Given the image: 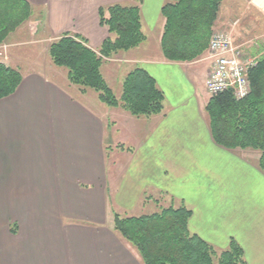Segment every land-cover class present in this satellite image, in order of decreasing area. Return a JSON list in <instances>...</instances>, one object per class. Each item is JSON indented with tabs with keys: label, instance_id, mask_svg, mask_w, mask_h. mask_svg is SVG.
<instances>
[{
	"label": "crops",
	"instance_id": "crops-1",
	"mask_svg": "<svg viewBox=\"0 0 264 264\" xmlns=\"http://www.w3.org/2000/svg\"><path fill=\"white\" fill-rule=\"evenodd\" d=\"M27 1L35 12L24 24L31 31L39 22L36 42L46 43V53L47 40L64 33L79 35L97 49L109 36L98 9L138 5L142 43L145 29L155 34L157 53L141 50V43L139 57L119 52L108 61L120 63L116 68L139 62L162 91L163 109L139 118L116 112L119 108L101 114L66 76L59 82L41 69L19 70L17 88L0 98V264H142L113 230L111 202L142 207L159 197L167 206L187 207L188 230L215 250L227 249L234 239L245 264H264L260 152L227 149L212 140L205 112L210 95L204 87L212 59L208 51L191 62L163 57L160 9L167 0ZM21 26L7 37L8 46L18 42L12 39ZM216 28L259 58L264 55V0H223ZM112 114L128 133L139 124L121 185V175L109 180L105 164V119L113 120Z\"/></svg>",
	"mask_w": 264,
	"mask_h": 264
},
{
	"label": "trees",
	"instance_id": "trees-1",
	"mask_svg": "<svg viewBox=\"0 0 264 264\" xmlns=\"http://www.w3.org/2000/svg\"><path fill=\"white\" fill-rule=\"evenodd\" d=\"M223 0H167L160 9L164 18L159 46L169 61H192L207 48L213 24ZM35 10L27 0H0V42L19 26L31 20ZM99 22L109 36L97 49L76 34L64 33L52 40L47 54L56 66L66 68L67 80L81 92H97L98 100L120 107L134 117L160 114L163 93L155 80L141 67L126 73L121 93L115 97L101 66L122 51L139 46L141 30L138 5L113 3L98 9ZM250 92L235 99L225 91L209 97L205 112L212 140L227 149L260 152L258 168L264 173V55L248 70ZM21 74L0 61V98L14 92ZM191 211L182 203L138 216L113 213V230L138 255L142 264H245L243 250L234 240L228 248L216 250L188 230Z\"/></svg>",
	"mask_w": 264,
	"mask_h": 264
},
{
	"label": "rangeland",
	"instance_id": "rangeland-1",
	"mask_svg": "<svg viewBox=\"0 0 264 264\" xmlns=\"http://www.w3.org/2000/svg\"><path fill=\"white\" fill-rule=\"evenodd\" d=\"M35 25L37 27L33 26L31 28L30 26L31 31H29L28 23L23 24L16 31V35H13L12 40L18 42H13L10 46H8L6 42L7 38L4 41L0 42V61L14 68H17L20 71H27L29 69H34V70L41 69L45 71L51 78L59 82H62L63 76H66V68L56 66L52 63L50 57L45 52V44H46L45 42L44 43L36 42L37 35H35V32L38 31L39 29V22L37 21ZM215 30H221V29L218 28L212 29L211 34ZM30 32L34 34L31 35ZM145 34H146V41L142 43L141 50L146 51L148 53H155V52L157 53V49H155V34L153 35L151 32H148L146 29H145ZM52 40L54 39L50 38L47 41L48 43H50ZM208 49L209 48L207 45L205 51H209ZM125 52L126 51H122L121 54H130L135 57H139V46L130 51H127V53ZM200 56H198L194 60L198 59ZM181 62H186V61H181ZM187 62H191V61H187ZM119 64L120 63L113 61H105L101 66V71L103 73V76L105 77L107 84L112 89L115 97L120 96L122 76L125 75L127 71L133 69L134 67H139V62H134V63H128L126 68L124 66L116 68L115 66ZM63 80L64 82H66L64 78ZM84 92L86 97L84 100L85 103H87V105L95 112L101 114L103 113L107 114L109 110H112L111 108H119L117 109L116 112H119V110L121 109L120 107H110L101 103L98 100L97 92L94 89L86 88ZM105 120L107 122V126L105 129V141L107 143L105 147V151H106L105 164H106L107 175L109 180L112 177H117L118 175H121L120 178V185H121L125 180V176L128 172L127 170L124 173L122 172L129 160V156H127V151H130L131 147L136 145L137 139H139V124H137L136 127L132 129L131 133H128L129 128L126 124H122L123 121L122 119H119L113 115V120L112 118L108 119V117ZM158 200H159L157 201L158 203L154 201H149L145 203L142 207L139 206V203H137V205L134 206H131V204L129 205L127 203H125V205L122 204V206H120V204L119 206H117L113 202H111V207L113 209V213L118 212L121 215L138 216L141 214H149L152 212H156L163 207H167V205L165 204L166 203L165 200L160 199V197L158 198ZM216 252L217 254L220 253V251L217 250Z\"/></svg>",
	"mask_w": 264,
	"mask_h": 264
},
{
	"label": "built area",
	"instance_id": "built-area-1",
	"mask_svg": "<svg viewBox=\"0 0 264 264\" xmlns=\"http://www.w3.org/2000/svg\"><path fill=\"white\" fill-rule=\"evenodd\" d=\"M208 48L212 65L204 82L206 92L212 96L230 90L235 99L246 97L250 92L248 70L258 57L235 45L223 30L212 32Z\"/></svg>",
	"mask_w": 264,
	"mask_h": 264
}]
</instances>
